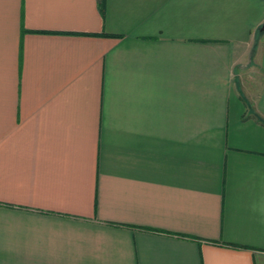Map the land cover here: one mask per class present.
Returning a JSON list of instances; mask_svg holds the SVG:
<instances>
[{"label":"crops","instance_id":"1","mask_svg":"<svg viewBox=\"0 0 264 264\" xmlns=\"http://www.w3.org/2000/svg\"><path fill=\"white\" fill-rule=\"evenodd\" d=\"M264 0H0V264H264Z\"/></svg>","mask_w":264,"mask_h":264},{"label":"water","instance_id":"2","mask_svg":"<svg viewBox=\"0 0 264 264\" xmlns=\"http://www.w3.org/2000/svg\"><path fill=\"white\" fill-rule=\"evenodd\" d=\"M261 30H264V26H262Z\"/></svg>","mask_w":264,"mask_h":264}]
</instances>
